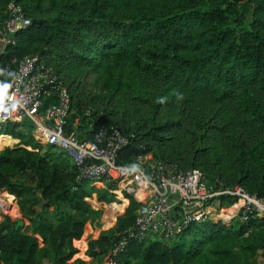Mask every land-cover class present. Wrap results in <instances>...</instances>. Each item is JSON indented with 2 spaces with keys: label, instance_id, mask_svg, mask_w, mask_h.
Segmentation results:
<instances>
[{
  "label": "trees",
  "instance_id": "16d2710c",
  "mask_svg": "<svg viewBox=\"0 0 264 264\" xmlns=\"http://www.w3.org/2000/svg\"><path fill=\"white\" fill-rule=\"evenodd\" d=\"M16 2L31 23L3 53L0 72L10 63V74L0 82L17 68L15 57L55 62L82 138L116 128L128 140L123 163L151 153L179 170L200 169L213 188L264 197V0ZM85 71L98 72L102 91L78 81ZM1 134L25 146L0 152V188L16 195L23 216L0 223V264H74L73 240L102 213L86 197L112 202L113 186L95 185L70 156L38 142L28 120L1 124ZM126 196L116 226L90 241L92 261L76 264H103L105 255L118 264H264V217L208 218L170 238L140 239L130 233L141 202Z\"/></svg>",
  "mask_w": 264,
  "mask_h": 264
},
{
  "label": "built area",
  "instance_id": "2783aa9c",
  "mask_svg": "<svg viewBox=\"0 0 264 264\" xmlns=\"http://www.w3.org/2000/svg\"><path fill=\"white\" fill-rule=\"evenodd\" d=\"M30 23L16 0L0 8V60L6 49L16 44L15 33ZM12 62L17 68L0 82V125L30 121L34 138L70 156L87 179L95 184L101 180L111 184L115 194L141 200L131 236L144 239L162 234L170 238L194 221L213 217L246 220L252 213L264 217V197L241 186L213 188L198 168L179 170L145 154L123 163L121 151L128 140L116 128L110 132L103 129L90 140L82 138L69 121L72 100L68 87L54 70L38 56L15 57ZM9 74L10 63H6L0 78ZM17 213L16 195L0 188V216L12 218Z\"/></svg>",
  "mask_w": 264,
  "mask_h": 264
},
{
  "label": "rangeland",
  "instance_id": "374dc122",
  "mask_svg": "<svg viewBox=\"0 0 264 264\" xmlns=\"http://www.w3.org/2000/svg\"><path fill=\"white\" fill-rule=\"evenodd\" d=\"M50 67L54 71L60 68V66H58V64H56L55 62L52 63ZM63 72L64 74L69 75L71 78L76 77V73H77L71 66H64ZM98 77H99L98 72L85 71L83 72V74L81 75L78 81H81L85 87L89 88L93 92L98 93L102 91L101 84L96 82V79ZM88 112L91 113V110H89ZM231 116L237 118L236 112L234 113L232 112ZM73 123L74 125L77 126L80 123L79 117H76ZM145 155L152 156L151 153H146ZM207 161H214V160L207 159ZM226 163L228 164L229 167L226 166L224 168L233 169V165L229 164L228 162ZM214 165H217V164H214ZM219 165H223V164H219ZM97 182H98L97 186L99 187L107 186L101 180H98ZM126 195H127L126 193H123V194L116 193L115 200L112 202L100 201L98 199L97 193H94V192L92 193L91 196L86 197L87 202H89L93 206V208L101 210L102 213L99 217L95 216L93 219L90 218L85 224L84 233L82 237L80 239L73 240V245L77 248L78 251L77 253L73 255L72 259L70 260L71 262H74V264H76L75 261L79 257L87 263H90L92 261V257L89 255V252H88L90 241L99 238L103 232L109 231L116 226L118 218L124 214V212L126 211V209L128 208L130 204V200ZM137 201L142 203L141 200H137ZM216 219H222V221H226V222L230 221V219H225L223 217L221 218L219 217ZM103 264H118V263L111 260V257L109 255L108 256L105 255L103 257Z\"/></svg>",
  "mask_w": 264,
  "mask_h": 264
},
{
  "label": "crops",
  "instance_id": "0c3cea01",
  "mask_svg": "<svg viewBox=\"0 0 264 264\" xmlns=\"http://www.w3.org/2000/svg\"><path fill=\"white\" fill-rule=\"evenodd\" d=\"M24 146L25 145H23L21 143L20 139L15 138L12 135H9V134H1L0 135V152L7 147L15 148V147H24ZM27 148L31 149V147H28V146H27ZM95 185H97V184H95ZM22 218H23V216H22V213H21L19 205H18V213L15 217H12L11 219H22ZM3 219H4V217L0 216V223L3 221ZM27 224H29V222H27ZM37 237L40 240V245L43 246L42 238L40 236H37ZM77 259H81V258L79 257ZM45 263H47V262H45ZM70 263H73V262L70 261Z\"/></svg>",
  "mask_w": 264,
  "mask_h": 264
},
{
  "label": "water",
  "instance_id": "95a60500",
  "mask_svg": "<svg viewBox=\"0 0 264 264\" xmlns=\"http://www.w3.org/2000/svg\"><path fill=\"white\" fill-rule=\"evenodd\" d=\"M45 202H46V201H45ZM45 202H44V203H45ZM45 262H48V259H45Z\"/></svg>",
  "mask_w": 264,
  "mask_h": 264
},
{
  "label": "bare ground",
  "instance_id": "6f19581e",
  "mask_svg": "<svg viewBox=\"0 0 264 264\" xmlns=\"http://www.w3.org/2000/svg\"><path fill=\"white\" fill-rule=\"evenodd\" d=\"M202 221V220H201Z\"/></svg>",
  "mask_w": 264,
  "mask_h": 264
}]
</instances>
